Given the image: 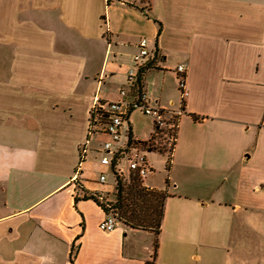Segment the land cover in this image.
<instances>
[{
	"label": "crops",
	"instance_id": "0c3cea01",
	"mask_svg": "<svg viewBox=\"0 0 264 264\" xmlns=\"http://www.w3.org/2000/svg\"><path fill=\"white\" fill-rule=\"evenodd\" d=\"M143 38L152 105L180 109L186 67L170 170L150 162L145 182L169 197L159 235L104 232L82 199L105 191L94 152L109 137L89 136L90 117L129 88ZM252 234L256 255H238ZM152 260L264 264V0H0V264Z\"/></svg>",
	"mask_w": 264,
	"mask_h": 264
},
{
	"label": "built area",
	"instance_id": "2783aa9c",
	"mask_svg": "<svg viewBox=\"0 0 264 264\" xmlns=\"http://www.w3.org/2000/svg\"><path fill=\"white\" fill-rule=\"evenodd\" d=\"M138 51L133 57V68H131L127 75V89L121 90L119 93V99L115 101L101 102L96 101L91 117L90 125L96 122L99 126V132L109 137V139L100 145L98 151L100 155V164L106 168V172H111L114 160L116 159L115 171L116 174L128 181L136 177L141 181H146L151 174H153V167L148 158L151 152L155 153L151 147H143L139 140L134 138V141L129 144L127 131L126 135H123V127L126 124L125 116L130 109L137 108L145 115L151 116L154 119V133L155 135L165 132H169L166 126L174 128L177 126L175 123H169L168 117H179L183 114V102H185L188 96V90L186 85V67L179 65L176 68L178 88L181 97V107L179 110H172L159 105H152L147 98L145 92L139 97L135 98L130 94V88L136 81L139 69L146 65L149 60L154 57L153 51L149 49L148 40L143 38L138 43ZM99 111V114L98 112ZM96 112V113H95ZM95 113V117L93 114ZM100 124V125H99ZM93 129V127H91ZM176 138L172 137L170 145L171 151L174 147ZM123 162H127L128 171L124 170ZM106 172L100 173L98 183L105 185L107 178ZM114 176V175H113ZM79 179V170L75 173L74 180L77 182ZM115 179V177H114ZM151 189V188H149ZM118 215L113 211L106 215L105 219L100 223L99 228L104 232H111L115 229L118 223Z\"/></svg>",
	"mask_w": 264,
	"mask_h": 264
},
{
	"label": "trees",
	"instance_id": "16d2710c",
	"mask_svg": "<svg viewBox=\"0 0 264 264\" xmlns=\"http://www.w3.org/2000/svg\"><path fill=\"white\" fill-rule=\"evenodd\" d=\"M110 2L111 0H108V3ZM161 30L162 27H160L159 35L161 34ZM157 58L158 49L157 51H155L154 57L149 60L146 65L139 69L136 81L130 88V94L135 98H139L143 94V92H145L144 84L146 75L150 70L156 69L158 61ZM184 104L185 102H183V106ZM137 110L139 109H130V111L125 116V122L128 125L127 137L129 144H131V142L134 141L135 138L130 123V118L131 115ZM96 112H98L99 114V111ZM95 113L93 114V117H95ZM192 117L195 120H198L196 116L192 115ZM91 127H93V129ZM89 129V136L93 133L99 132V126L96 122H93V124L90 125ZM152 138H154L153 135L151 139ZM145 143L143 145H146ZM172 149V151L171 149L169 151V154H171V156L169 155L166 163L167 171L170 170L174 147ZM149 150L152 151L150 148ZM115 166L116 159L114 160V164L111 170L115 177L113 199L111 201H105L104 198H101V196H99L98 194L89 193H84L82 199L95 201L99 206L102 207L106 214L114 211L118 215V223H121L132 229L151 231L155 233V235H159L164 218L165 203L167 198L169 197V194L165 190L147 188L145 184L146 181H141L136 177L128 181L118 176L114 168ZM166 184H168V180L166 181ZM79 190H81L80 185ZM76 200H78V198H76ZM157 247L158 239L155 240V249H157ZM155 258L156 252L153 260H155ZM153 260L151 262H147V264H154Z\"/></svg>",
	"mask_w": 264,
	"mask_h": 264
},
{
	"label": "rangeland",
	"instance_id": "374dc122",
	"mask_svg": "<svg viewBox=\"0 0 264 264\" xmlns=\"http://www.w3.org/2000/svg\"><path fill=\"white\" fill-rule=\"evenodd\" d=\"M169 121L167 120V122L169 123H175L176 125L178 124V118L174 116L173 117H168ZM130 123L133 129V134L134 136L139 140V142L141 144H145L146 145H142L143 147L147 148V147H151L152 150L155 152L153 153V155L148 156L150 162L155 163L156 168L157 169H163L165 167V164L167 162V159L169 158V155L171 156V154H169L170 151V145L172 142V137L176 136V130H177V126L174 128H170L171 126H166L167 130H169V132H165L164 134H153L154 133V119L151 116H147L145 115L142 111H135L130 118ZM128 129V125L125 124L123 127V135H126V131ZM152 135L154 136V138L151 139ZM95 147L97 149L98 144H96V142H92L91 143V148ZM175 147V146H174ZM97 151H99V149H97ZM96 153V155L98 156V158H100L99 153ZM100 161V159H99ZM100 163V162H99ZM152 164V163H151ZM123 168L124 170L128 171V164L127 162H123ZM104 169V168H103ZM105 171V169L103 170ZM102 171L99 172L98 177L100 176V173ZM164 175H158L155 180L157 182H162ZM106 184L103 185L105 187V191L103 192V198L105 201H111L113 199V191H114V176L110 173V172H106ZM152 179V178H151ZM98 182V180H97ZM166 185V183H165ZM246 231H243V233ZM251 239L253 240V242H249V241H244V244H238V246H233V249L236 250L238 255H243L246 254L247 251L249 250V255L252 257V255H256V245L257 243L260 242V240L256 237L255 234L251 235ZM255 243V244H254Z\"/></svg>",
	"mask_w": 264,
	"mask_h": 264
}]
</instances>
